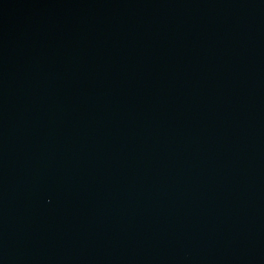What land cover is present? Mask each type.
Masks as SVG:
<instances>
[{"label":"water","instance_id":"obj_1","mask_svg":"<svg viewBox=\"0 0 264 264\" xmlns=\"http://www.w3.org/2000/svg\"><path fill=\"white\" fill-rule=\"evenodd\" d=\"M0 264H264V0H0Z\"/></svg>","mask_w":264,"mask_h":264}]
</instances>
